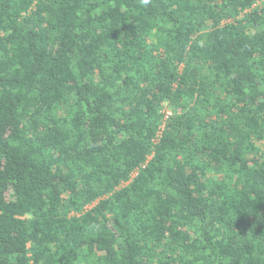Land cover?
I'll use <instances>...</instances> for the list:
<instances>
[{
  "label": "trees",
  "instance_id": "obj_1",
  "mask_svg": "<svg viewBox=\"0 0 264 264\" xmlns=\"http://www.w3.org/2000/svg\"><path fill=\"white\" fill-rule=\"evenodd\" d=\"M0 264H264V0H0Z\"/></svg>",
  "mask_w": 264,
  "mask_h": 264
},
{
  "label": "built area",
  "instance_id": "obj_2",
  "mask_svg": "<svg viewBox=\"0 0 264 264\" xmlns=\"http://www.w3.org/2000/svg\"><path fill=\"white\" fill-rule=\"evenodd\" d=\"M167 115L169 116V115H170V113H167Z\"/></svg>",
  "mask_w": 264,
  "mask_h": 264
}]
</instances>
